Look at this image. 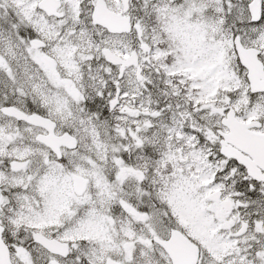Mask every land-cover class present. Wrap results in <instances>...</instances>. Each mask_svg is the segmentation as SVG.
<instances>
[{"label": "snow or ice", "instance_id": "obj_1", "mask_svg": "<svg viewBox=\"0 0 264 264\" xmlns=\"http://www.w3.org/2000/svg\"><path fill=\"white\" fill-rule=\"evenodd\" d=\"M0 264H264V0H0Z\"/></svg>", "mask_w": 264, "mask_h": 264}]
</instances>
